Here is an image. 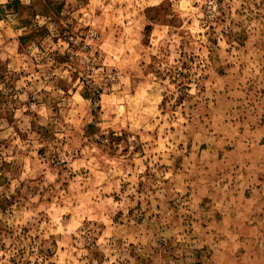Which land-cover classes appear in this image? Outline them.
Listing matches in <instances>:
<instances>
[{
  "label": "rangeland",
  "instance_id": "1",
  "mask_svg": "<svg viewBox=\"0 0 264 264\" xmlns=\"http://www.w3.org/2000/svg\"><path fill=\"white\" fill-rule=\"evenodd\" d=\"M0 264H264V0H0Z\"/></svg>",
  "mask_w": 264,
  "mask_h": 264
},
{
  "label": "trees",
  "instance_id": "2",
  "mask_svg": "<svg viewBox=\"0 0 264 264\" xmlns=\"http://www.w3.org/2000/svg\"><path fill=\"white\" fill-rule=\"evenodd\" d=\"M145 28H148V27H145Z\"/></svg>",
  "mask_w": 264,
  "mask_h": 264
},
{
  "label": "built area",
  "instance_id": "3",
  "mask_svg": "<svg viewBox=\"0 0 264 264\" xmlns=\"http://www.w3.org/2000/svg\"><path fill=\"white\" fill-rule=\"evenodd\" d=\"M210 1V0H209Z\"/></svg>",
  "mask_w": 264,
  "mask_h": 264
}]
</instances>
